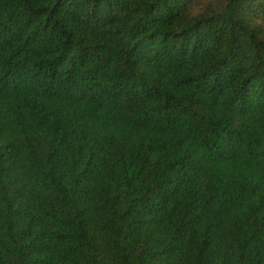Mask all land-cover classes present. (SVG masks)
Returning <instances> with one entry per match:
<instances>
[{
    "label": "trees",
    "instance_id": "16d2710c",
    "mask_svg": "<svg viewBox=\"0 0 264 264\" xmlns=\"http://www.w3.org/2000/svg\"><path fill=\"white\" fill-rule=\"evenodd\" d=\"M0 264H264V0H0Z\"/></svg>",
    "mask_w": 264,
    "mask_h": 264
}]
</instances>
